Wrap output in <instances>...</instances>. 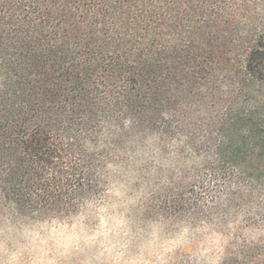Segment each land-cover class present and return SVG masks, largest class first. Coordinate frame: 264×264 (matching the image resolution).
<instances>
[{
  "label": "trees",
  "instance_id": "obj_1",
  "mask_svg": "<svg viewBox=\"0 0 264 264\" xmlns=\"http://www.w3.org/2000/svg\"><path fill=\"white\" fill-rule=\"evenodd\" d=\"M117 179L220 238L174 264H264V0H0V210L67 223Z\"/></svg>",
  "mask_w": 264,
  "mask_h": 264
},
{
  "label": "rangeland",
  "instance_id": "obj_2",
  "mask_svg": "<svg viewBox=\"0 0 264 264\" xmlns=\"http://www.w3.org/2000/svg\"><path fill=\"white\" fill-rule=\"evenodd\" d=\"M135 184L115 180L104 204L67 223L24 224L0 210V264H174L214 257L220 238L172 223L154 206L155 188Z\"/></svg>",
  "mask_w": 264,
  "mask_h": 264
}]
</instances>
